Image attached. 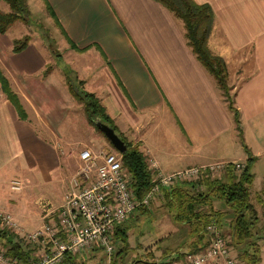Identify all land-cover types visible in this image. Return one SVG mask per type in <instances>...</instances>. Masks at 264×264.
<instances>
[{
    "label": "crops",
    "instance_id": "1",
    "mask_svg": "<svg viewBox=\"0 0 264 264\" xmlns=\"http://www.w3.org/2000/svg\"><path fill=\"white\" fill-rule=\"evenodd\" d=\"M2 1L0 9L9 11V4ZM196 1L208 2L214 10L208 45L227 63L240 128L214 76L189 45L183 21L158 0L28 3L32 11L49 14L66 45L82 62L79 66L92 72L91 81L85 76L81 79L101 98L117 130H130L136 137L144 127L140 139L147 147L153 146L148 139L150 132L164 118L178 131L179 151L169 153L171 156L161 159L151 148H145L165 170L213 160H242L251 164L254 183L264 174V0ZM18 21L26 23L17 20L12 25ZM4 34L0 32V61L18 88L26 115H21L2 88L6 97L0 98V201L7 197L4 203L16 211L14 215L21 223L16 196H9L11 191L6 189L13 177L26 181L23 194L34 187L56 190L47 200L34 202L35 215L25 224L39 220L36 228L45 216L55 218L63 201L62 169L67 158L60 148L75 140L73 134H67L73 119L67 116L75 97L60 72L47 69L49 60L42 47L31 40L24 49L15 51L13 40L17 37L6 40ZM62 115L68 120L65 129ZM215 204L228 207L221 200ZM263 250L261 245L258 264L264 262Z\"/></svg>",
    "mask_w": 264,
    "mask_h": 264
},
{
    "label": "trees",
    "instance_id": "2",
    "mask_svg": "<svg viewBox=\"0 0 264 264\" xmlns=\"http://www.w3.org/2000/svg\"><path fill=\"white\" fill-rule=\"evenodd\" d=\"M4 1L9 4L10 10L0 9V32L2 33L7 32L15 21L23 20L28 22L31 18L28 0ZM158 1L183 21L189 45L201 63L214 76L225 96L227 106L233 113L235 123L240 128V112L235 105V93H231L232 86L228 82L227 63L221 55L212 52L208 45L215 17L211 4L196 0ZM30 39L31 36L29 34L15 38L13 50L20 51L24 49L29 44ZM66 73L67 85L72 95L82 103L88 120L97 126L96 120L100 118L117 130V125L107 112L101 98L95 92L87 91L83 88L79 92L78 84H76L68 71ZM0 82L4 91L7 92L8 96L19 108L21 115L25 117V109L19 99V95L12 88L1 64ZM79 82L82 83L84 81L79 79ZM119 132L128 144L127 149L122 152L123 164L130 173L131 186L136 194L142 198L155 183L153 174L148 166L149 157L140 148L139 144H134L132 141L127 140L126 136L121 131ZM253 180L254 176L250 172V164L246 162V167L241 171H236L232 167L228 168L224 178L212 177L210 174L204 173L197 180H183L171 187H162L161 194L166 198V206L172 211L173 219L177 223L187 226L189 231L185 243L174 249L169 248L163 256L165 257L169 253H177L179 256H184L188 251L195 252L204 248L211 240L208 226L211 223H216L222 229L226 227V224L229 226L232 237L230 244L238 248L237 257L241 262L240 264H258L262 258L261 243L258 238L262 237L260 235L262 232L258 230L259 227L256 228L259 220L258 210L251 200ZM216 200L224 201L228 207L226 209L217 207L215 204ZM138 208L147 209V206L140 205ZM8 229L0 219V244L7 245V254L20 264H33L36 259L35 253L38 251L39 246L24 242L22 237ZM115 239L122 242V247H127L128 230L126 223L123 222L117 225ZM121 250L117 251L116 259L121 256ZM77 254L67 253L58 264H86L78 259ZM142 261L148 264H162L156 260L149 261L147 259ZM133 263L138 264L136 262Z\"/></svg>",
    "mask_w": 264,
    "mask_h": 264
},
{
    "label": "built area",
    "instance_id": "3",
    "mask_svg": "<svg viewBox=\"0 0 264 264\" xmlns=\"http://www.w3.org/2000/svg\"><path fill=\"white\" fill-rule=\"evenodd\" d=\"M81 165L57 207L56 217L46 219L33 230H25L13 212L0 208L4 226L21 233L28 242L37 244L33 264H58L67 253H79L98 247L103 257L97 264H134L116 259L115 233L118 224L125 222L140 205L148 206L162 187H171L183 180H197L202 174L221 177L232 167L241 171L246 167L242 160H213L167 171L155 158L149 159V169L155 180L152 188L141 198L131 186V179L123 164L120 151L95 152L84 147L79 152ZM13 189L23 187L22 179L12 180ZM52 212V211H51ZM50 212V213H51ZM210 242L184 256L173 253L161 260L162 264H207L224 260L225 264H240L231 253V236L216 223L208 226ZM0 264H20L0 248Z\"/></svg>",
    "mask_w": 264,
    "mask_h": 264
},
{
    "label": "rangeland",
    "instance_id": "4",
    "mask_svg": "<svg viewBox=\"0 0 264 264\" xmlns=\"http://www.w3.org/2000/svg\"><path fill=\"white\" fill-rule=\"evenodd\" d=\"M30 11L31 18L29 19V21L26 23H23L22 21L16 22V25H12L11 29L9 28L8 31L5 32L4 39L7 40V38L12 39L13 37H22L25 34H29L31 36L30 41H34L36 45L39 46V48L42 47L40 48L42 52H45L43 53L45 54L46 59L49 60V63L47 64V69L52 68L60 72V74L65 78L66 82V72L68 71L70 73V76L75 80L76 84H78L79 92H81L82 88L84 90L90 91L89 87L87 88L85 81L83 80L84 82L80 83L79 79L85 76L89 78V81H91V74L89 73L92 72H90V70H88L84 66H79L82 62L80 61V59L76 58L75 52L71 51L68 45H66L65 40L62 39L60 31L56 28L55 22L49 18V14L45 11H41V13H38L36 11L34 12L31 9ZM0 64L1 66H3L1 61ZM3 70L10 80L12 88L15 91H18V88L16 87L13 78L9 76V73L5 69ZM76 77L78 78L76 79ZM230 80L231 78L230 76H228L229 84L231 83ZM89 84L90 86L92 85L91 82H89ZM2 88L3 87L0 82V98H5L6 95ZM231 93H234L233 88H231ZM74 100V107L70 110L71 115L69 112L67 116L68 120L71 118V116L73 118L68 127L71 131L68 129L67 134H73L75 140H72L71 142L67 143L65 147L60 148L62 156L67 158L66 161L63 162L65 169H62L65 170L63 176L64 193L67 187L70 185L73 176L78 172L82 163L79 156V152L82 148L90 147L95 150V152H98L100 150L118 151L111 143L109 138L105 135V133L95 124L91 123L88 120L87 115L84 112L82 103L76 98H74ZM61 117L63 119L62 127H64L65 129V121L68 122V120H65L63 115ZM143 129L145 128L143 127ZM143 129L137 131V133L135 134L136 137H134L130 133V130L121 133L126 136L127 140L132 141L134 144H139L140 148L147 154V157H149V159H151V156L153 155L148 154L145 148H151L155 156H158L159 158L161 157V159L163 155H166L168 157L171 156L169 155V153H175V151H179V141L176 138L178 136V131H175V129L169 124L166 118H164V121L161 122L159 125H156L154 131L150 132L151 135L148 139L151 144H153V146L148 144L147 147V145H144L142 140L140 139L144 135V133H142ZM117 132L120 133L119 130H117ZM240 138L241 142L243 143L241 135ZM156 160H158V158ZM249 161H251V159ZM163 167L164 166H162V168ZM125 169L130 177V173L126 166ZM250 172H253L252 168L250 169ZM261 175L263 176L257 178L256 181L252 183L251 200L258 210L257 212L259 220L256 225V228L259 227L258 230L262 232H259L260 235L264 236V193L262 190V187H264V174H260L258 176ZM14 179H22L23 187L21 189H13L12 180ZM25 187L26 181L22 177L16 176L10 180V184L6 186V189L8 191H11L9 194L12 195L9 196H13V194L16 196L17 203L15 204V206L18 208L19 213L22 215L21 224L23 225L25 230H30L31 228L35 227L36 223L39 222V220H36L34 222L29 223L28 226L30 227V229H28L29 227L25 224V222L28 221L30 215H35L34 202L37 203L39 200L41 201V199L47 200V197L50 198L51 196H54L52 192L56 190H48L43 187H34L33 190L27 189L26 193L23 194L22 192L25 191ZM259 198L261 199L259 200ZM6 199L7 197L4 200L2 199V201H0V208L16 213V211L10 209L7 204L4 203ZM42 213H44L43 210ZM42 220V222H44L45 218ZM124 223H126V228L128 230V245L127 247H122L123 244L118 239H115V245L118 251L123 248L121 250V256H118L117 259L126 263L136 262L138 264H148L142 261L147 259L149 261L156 260L161 263L162 259L173 255V253H169V255L164 257L163 254H165V251L169 248H177V246H179L180 244L185 243V240L188 238L189 235L188 227L177 223L173 219L172 211H170L169 208L166 206V198L163 197V194H158L154 196V198L151 200V203L147 206V209L137 208ZM8 230L18 234V236L23 238L24 242H28L27 239L21 233L16 232L12 229ZM222 231L223 233L230 235V229L227 224L226 227L222 229ZM260 243L264 248V238L260 240ZM31 244L33 246H37V244ZM233 246L231 245V250H233V255L237 257L238 252ZM0 248H4L7 251L6 244L1 243ZM37 250H39V247ZM115 254H117V251L115 252ZM77 255L78 259L85 262L86 264H97L98 261L103 257V250L98 247L87 248L79 252ZM237 260H239L238 257ZM261 264H264V262Z\"/></svg>",
    "mask_w": 264,
    "mask_h": 264
},
{
    "label": "water",
    "instance_id": "5",
    "mask_svg": "<svg viewBox=\"0 0 264 264\" xmlns=\"http://www.w3.org/2000/svg\"><path fill=\"white\" fill-rule=\"evenodd\" d=\"M96 124L105 133L116 149H118L121 153L127 149V142L117 132L114 126L102 121L100 118L96 120Z\"/></svg>",
    "mask_w": 264,
    "mask_h": 264
}]
</instances>
